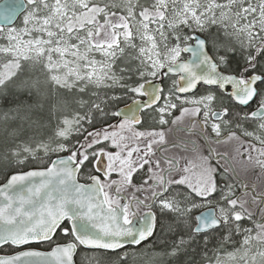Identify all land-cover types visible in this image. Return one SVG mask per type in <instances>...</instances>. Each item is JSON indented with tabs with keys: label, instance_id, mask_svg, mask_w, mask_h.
<instances>
[{
	"label": "snow or ice",
	"instance_id": "obj_1",
	"mask_svg": "<svg viewBox=\"0 0 264 264\" xmlns=\"http://www.w3.org/2000/svg\"><path fill=\"white\" fill-rule=\"evenodd\" d=\"M3 104L0 264H264V0H0Z\"/></svg>",
	"mask_w": 264,
	"mask_h": 264
},
{
	"label": "trees",
	"instance_id": "obj_2",
	"mask_svg": "<svg viewBox=\"0 0 264 264\" xmlns=\"http://www.w3.org/2000/svg\"><path fill=\"white\" fill-rule=\"evenodd\" d=\"M6 104L0 105V107H6ZM3 165L0 164V183L3 181ZM201 256L202 253L198 250L196 253H194L191 257V259L193 260V264H198L201 262Z\"/></svg>",
	"mask_w": 264,
	"mask_h": 264
},
{
	"label": "flooded vegetation",
	"instance_id": "obj_3",
	"mask_svg": "<svg viewBox=\"0 0 264 264\" xmlns=\"http://www.w3.org/2000/svg\"><path fill=\"white\" fill-rule=\"evenodd\" d=\"M258 171H259L258 169H257V170H250L247 178H249V179L254 178L255 174H256ZM2 182H3V181H2ZM2 182H1V183H2ZM34 247H38V246H35V245H34Z\"/></svg>",
	"mask_w": 264,
	"mask_h": 264
},
{
	"label": "rangeland",
	"instance_id": "obj_4",
	"mask_svg": "<svg viewBox=\"0 0 264 264\" xmlns=\"http://www.w3.org/2000/svg\"><path fill=\"white\" fill-rule=\"evenodd\" d=\"M27 170V169H26ZM198 264H200V263H198Z\"/></svg>",
	"mask_w": 264,
	"mask_h": 264
}]
</instances>
